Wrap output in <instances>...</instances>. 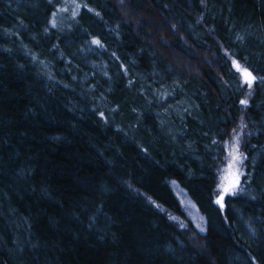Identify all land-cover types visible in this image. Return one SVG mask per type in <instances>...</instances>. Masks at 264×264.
<instances>
[{
    "label": "trees",
    "instance_id": "1",
    "mask_svg": "<svg viewBox=\"0 0 264 264\" xmlns=\"http://www.w3.org/2000/svg\"><path fill=\"white\" fill-rule=\"evenodd\" d=\"M0 264H264V0H0Z\"/></svg>",
    "mask_w": 264,
    "mask_h": 264
},
{
    "label": "rangeland",
    "instance_id": "2",
    "mask_svg": "<svg viewBox=\"0 0 264 264\" xmlns=\"http://www.w3.org/2000/svg\"><path fill=\"white\" fill-rule=\"evenodd\" d=\"M239 67V66H238ZM238 70H241L238 69ZM241 74V72H240ZM242 76V75H241ZM234 156L240 157L238 160H234ZM243 162L244 157L239 154V152L236 149H233L230 158L227 162L226 168L224 170H230V177L227 178L226 173L222 175L218 180V187L216 193V199H221V197H225V189L229 188L233 183L237 184L240 182V177L243 174ZM172 187L176 191L177 195L179 196V199L181 201L182 206L184 207L187 214L190 216L192 221L199 227H202L203 224V217L200 213H198L195 208L191 205L189 199L186 197V195L178 189L174 184H172Z\"/></svg>",
    "mask_w": 264,
    "mask_h": 264
},
{
    "label": "snow or ice",
    "instance_id": "3",
    "mask_svg": "<svg viewBox=\"0 0 264 264\" xmlns=\"http://www.w3.org/2000/svg\"><path fill=\"white\" fill-rule=\"evenodd\" d=\"M94 43L99 44V41H93ZM244 75L246 77V82L249 84V86H251V82L252 80L255 79V77H252L250 72H247V70H244ZM241 103H246V101H241ZM240 159V157L238 156H234V160H238ZM235 189H236V183H233L229 188H226L224 191L225 193H230V194H235ZM223 199V197H221L220 200H217L216 202L218 204L221 205V207H223V204L221 203V200ZM204 229L201 228V231H203Z\"/></svg>",
    "mask_w": 264,
    "mask_h": 264
},
{
    "label": "water",
    "instance_id": "4",
    "mask_svg": "<svg viewBox=\"0 0 264 264\" xmlns=\"http://www.w3.org/2000/svg\"><path fill=\"white\" fill-rule=\"evenodd\" d=\"M237 68L240 69V66H239V67L237 66ZM244 70H247V69L243 68V69H241L240 71H241V75H242L243 79L246 81V77H245V75H244ZM247 72H248V70H247ZM252 81H253V80H252Z\"/></svg>",
    "mask_w": 264,
    "mask_h": 264
},
{
    "label": "bare ground",
    "instance_id": "5",
    "mask_svg": "<svg viewBox=\"0 0 264 264\" xmlns=\"http://www.w3.org/2000/svg\"><path fill=\"white\" fill-rule=\"evenodd\" d=\"M239 72H241V71L239 70Z\"/></svg>",
    "mask_w": 264,
    "mask_h": 264
}]
</instances>
